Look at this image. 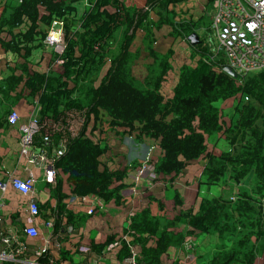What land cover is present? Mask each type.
Returning <instances> with one entry per match:
<instances>
[{
    "label": "trees",
    "instance_id": "obj_1",
    "mask_svg": "<svg viewBox=\"0 0 264 264\" xmlns=\"http://www.w3.org/2000/svg\"><path fill=\"white\" fill-rule=\"evenodd\" d=\"M179 1L146 0L144 7H134L122 0H94L80 12L74 1L17 0L12 4L0 0V45L6 53L14 55L17 63L0 90L5 94V89H15L23 82L29 94L36 97L40 117L33 142L40 145L45 136L58 144L65 141L67 150L57 159L56 167L67 176L72 194L110 193L119 202L126 171L110 169L104 163L108 147L96 134L104 122L112 128H125L137 139L157 142L160 156L157 160L152 154L149 157V162L155 165V181L176 177L191 161L202 158L205 184L220 182L230 167L234 170L232 179L240 184L254 170L257 191L264 194V129H257L256 123L264 115L259 109L246 105L237 121L241 120L240 127L253 131L254 143L244 144L239 153L233 137L227 134L230 150L214 152L208 147L210 137L224 129L216 102L245 94L264 109V69L236 78L223 70V64L212 68L203 40L192 45L188 39L198 21H175L172 7ZM152 13L159 19L150 27ZM55 21L62 25L63 50L49 55L42 53L39 61L33 63V53L44 46ZM163 25L172 28L174 38L183 37L200 59L194 67H181L169 96L161 88L172 67V50L160 58L152 45L155 42L152 29ZM121 28L119 50L110 54V43ZM141 29L146 31L147 49L158 71H148L146 78L138 82L132 73L130 46ZM44 62L47 69L35 67ZM55 64L59 67L57 72L53 70ZM204 79H210L212 84L204 86ZM77 113L85 119L80 131L72 135L69 127ZM151 201L157 203L160 212L165 210L162 202ZM174 201L177 206L183 204L177 189ZM255 202L253 196L240 191L235 205L233 200L222 196L203 197L196 209L181 210L173 217L154 214L150 205L145 207L131 221V230L141 241L144 254L137 263H161L168 248L181 246L187 236L215 234L222 243L204 264H256L255 245L247 249L248 237L233 243L231 248L224 245L228 233L235 230L230 220L235 215L254 212ZM263 205L259 202L261 208ZM180 223L185 224V232L177 229ZM252 234L264 253V216L255 220ZM124 247L129 255L127 243Z\"/></svg>",
    "mask_w": 264,
    "mask_h": 264
},
{
    "label": "crops",
    "instance_id": "obj_2",
    "mask_svg": "<svg viewBox=\"0 0 264 264\" xmlns=\"http://www.w3.org/2000/svg\"><path fill=\"white\" fill-rule=\"evenodd\" d=\"M122 1L135 7H144L146 4V0ZM207 1L180 0L173 7L181 17L200 19L205 16L203 7ZM76 6L80 12L85 9L84 4L81 7L79 4ZM168 34L169 31L167 30L162 37H167ZM159 40L157 37L155 47L157 46L156 49L158 50V43L161 42L159 50L161 53H165L175 43L171 37ZM38 51H40V55L42 53L49 55L51 52L40 49L36 50L33 56ZM14 63H16L14 55L6 53L0 45V86L6 83L4 79L10 75L13 69L11 66H14ZM137 64L141 66L134 70L137 73L141 70L143 76L146 77L148 74L147 66L143 62ZM16 72L19 73V70L17 69ZM4 88L5 86L2 89ZM5 91L3 94L0 90V177L8 179L10 175L26 177L33 174L35 197L40 212L37 217L39 236L36 239H29L22 234V228L27 223L29 197L15 191L10 186L4 193L0 192V215L2 216L0 249L4 247L1 241L2 235L16 232L19 239L27 241L32 248L44 245L48 240L49 250L43 259L52 261L54 264H95L98 262L101 264H129L130 251L127 255L128 252L124 247V244L127 243L126 239L137 249V262L144 257L141 241L135 237L131 230L132 217L136 213L150 205L154 214L164 213L166 217H173L181 210L197 208L201 200L199 191L206 180L202 172L204 166H202L197 178L195 177L197 173L191 174L189 178H186L187 175L185 176V169L196 162L193 160L176 177L168 176L166 179L149 181L145 174L143 178L137 180L138 169L150 156L149 154L153 155L154 160L160 156L157 142L150 138L137 139L135 134L129 133L125 128H112L105 122L101 129L96 131L102 144L108 147L103 155L104 163L110 169L126 171V176L122 181L124 186L119 191V202L110 193L92 195L93 197L85 203L77 200L72 202V198L77 195L71 193L67 176L64 173L58 172L55 181L48 182L44 175V164L41 162L30 163L28 155L22 153V139L26 134L30 120L40 117V105L36 97L29 94L23 82L19 87L10 90L5 89ZM12 109L19 113V120L16 125H11L7 120ZM81 126L82 115L77 113L69 127L71 134L76 135ZM219 140L218 138L216 141L212 140L213 145H216ZM43 146V143L39 145L33 142L30 151L37 153L44 148ZM57 146L58 143L53 142V140L50 145L46 146L47 154L50 157L54 155ZM211 150L217 151L215 146ZM167 188H175L179 191L183 200L182 205L177 206L174 197L168 199ZM187 190L193 193L189 197V204L185 201ZM151 198L157 202H162L165 210L160 212L157 203L152 202ZM89 207L94 210L92 214L88 213ZM47 222H52V226H47ZM177 229L185 232L186 226L184 223H180ZM191 239L195 241L192 248H185L184 244L170 246L161 256V262L182 264L185 258L190 263L194 262L195 255L187 256L186 253H192L197 249L198 242L195 236H187L183 243ZM102 244H104L103 247H100ZM81 246L90 247L91 253L85 254L79 251Z\"/></svg>",
    "mask_w": 264,
    "mask_h": 264
},
{
    "label": "rangeland",
    "instance_id": "obj_3",
    "mask_svg": "<svg viewBox=\"0 0 264 264\" xmlns=\"http://www.w3.org/2000/svg\"><path fill=\"white\" fill-rule=\"evenodd\" d=\"M67 1H74L75 4H79L80 7L84 4V8L87 9L90 6V2L94 0H67ZM9 3L16 4L17 0H8ZM204 5V4H203ZM135 7V6H134ZM173 9V15L174 18L176 19L175 21H189L191 22L192 19L197 22L193 32L196 33L199 36V39L203 40L204 46L207 47L208 50V56L211 60V65L212 68L217 69L219 67V58L213 54L212 46L208 43L209 42V37H210V18L209 16L206 15L202 18H184L179 16L175 10L174 7ZM204 9V7H203ZM204 11V10H203ZM1 12V10H0ZM164 14H166L164 12ZM159 17L152 13L150 15L149 19V26L153 27L155 21H158ZM121 28L118 33L116 34V39L112 40L110 43L111 47V52L110 54H115L119 50V45L121 41ZM152 29V28H151ZM169 31V34L167 37H171L172 39L175 40V43L171 45L168 50L165 53L159 52L161 48V42L158 43V50L156 49L155 45H157V37L161 40V38L166 39L167 37H162L166 31ZM154 37H155V42L152 44L153 47L155 48L156 52L158 53L159 57L164 58V54H167L170 52V49L172 50V55L170 57V61L172 64V69L169 70L168 77L166 76L165 80L162 83V92L167 96L173 93L174 87L176 86L178 82V77L180 73V69L183 65L187 66H196L198 64L199 56L194 53V51L188 46L187 41L183 37L179 38H174L172 35V28L169 27V25H163L161 28L155 30L152 29ZM146 31L144 29L138 30L135 38L130 46V63L132 67V73L135 77H139L138 82H142L146 77L143 76L141 73L142 71L140 70L139 73L134 70L135 68L141 66L138 65L137 63L143 62L144 65L147 66L146 70L147 71H158V67L156 62L153 61V59L150 57L149 52H148V41L147 39L145 40L146 37ZM190 34V35H191ZM159 40V41H160ZM64 48V42H63V29L61 23H55L50 27L49 30V35L47 40L44 43V46L41 48L42 50H48V51H57L61 52ZM164 49V48H163ZM40 51L36 52L32 58L33 63H36L40 59ZM207 58L206 56H203V59ZM46 62L42 63L41 65H35V67L39 70L47 69L45 68ZM218 66V67H217ZM13 69L17 67V63H14V66H11ZM144 67V66H143ZM58 66L55 65L53 67L54 72H57ZM146 71V74H147ZM136 72V73H135ZM19 74V73H18ZM145 74V75H146ZM212 84V81L210 79H204L203 80V85L206 87H209ZM78 93V92H77ZM76 93V94H77ZM82 97L84 96V92H81L80 94ZM248 105L249 107H255L256 109L260 110V114L264 115V109L261 108V106L258 104L253 99H249V97L245 94H238L237 96L231 97L227 100H220L215 103V106L220 108L221 115L223 118V123H224V129L220 134H215L211 136V140L209 139V148H215L217 149L216 152L220 151H228L231 149L230 143L228 141V137L226 136L227 134L229 137L237 144L236 145V151L241 152L243 149V145L247 144L249 141L251 143L255 142V139L253 137V131H249L246 128L240 127V122L237 123L239 117L241 116V112H245V107ZM242 119V118H241ZM264 116H262L260 119L257 120V129L263 130L264 129ZM240 127V128H239ZM218 141L216 145H213L212 140ZM196 162L190 164L186 169H185V176L186 178H189L191 174H196V178L199 176L200 171L202 166H204V159L199 158L194 160ZM203 172V171H202ZM234 175V170L232 167L229 168V171L225 176L221 179L220 182L217 184H214L212 186H208L207 184L203 183L201 186V189L199 191V197L200 199L202 197H214V196H219L221 195L222 197L229 198L233 200V205H235L236 201L238 200V194L240 191H246L249 195L253 196L256 199V202L254 204V212L249 213V215H235L233 219L230 220V225L233 223L235 224V230L232 232H229L227 235V238L224 241L225 248H231L233 243H237L241 239H245L248 237V246L252 247L256 250V255H257V262L256 264H262L264 262V253L259 249L260 242L253 236L254 228H255V220L257 218H260L264 216V194H260L257 191V178L254 170H251L249 174L241 181L240 184H237L232 178ZM176 193L175 188H167L166 194L168 199H173L174 195ZM196 193V192H194ZM193 193L191 191L187 190L186 196H185V201L186 203L189 202V197H191ZM259 202L263 205L262 208L259 206ZM193 204V203H191ZM232 208L230 212L233 210ZM198 234L195 235V238L198 242L197 249L192 252V253H186V255H195L196 259L194 262H189L187 258H185V261L182 262V264H204L206 261L211 257H213L214 253L219 249L220 244L222 243L220 238L215 235V234H210V235H203ZM250 237V238H249ZM194 244L195 241L191 239ZM210 241V242H209ZM212 241V242H211ZM189 242V241H188ZM204 244V245H203ZM190 252V251H189ZM203 255V256H200ZM232 264H243L241 262H234Z\"/></svg>",
    "mask_w": 264,
    "mask_h": 264
},
{
    "label": "built area",
    "instance_id": "obj_4",
    "mask_svg": "<svg viewBox=\"0 0 264 264\" xmlns=\"http://www.w3.org/2000/svg\"><path fill=\"white\" fill-rule=\"evenodd\" d=\"M204 12L210 18L209 44L212 52L219 58V65L229 66L236 74V78H244L264 69V0H208L204 5ZM55 23H58L55 21ZM82 116V124L84 122ZM7 120L11 125H16L19 120V113L12 109ZM39 119L30 120L26 129V134L22 139V153L28 155L30 163H43L44 175L48 182H54L59 170L56 161L67 150L65 141L59 143L53 156H49L46 146L52 140L45 136L43 147L37 153L30 151L33 144L34 135L39 129ZM151 155V154H149ZM150 157V156H149ZM149 157L139 167L137 180L146 174L147 180L155 181L157 173L153 162H149ZM34 176L29 174L26 177L10 175L8 179L0 177V192L4 193L10 186L15 191L29 197L27 202V223L22 228V234L29 239H36L39 236L37 217L39 215V205L35 197ZM93 196H74L72 202L77 200L81 203L88 202ZM94 212L89 207L88 213ZM0 222L2 216L0 215ZM51 227L52 222H47ZM3 248L0 249V264H54L52 261L43 259L49 250V241L44 245L32 248L27 241L19 239L16 232L2 235ZM130 255L129 264L137 263V249L126 239ZM194 242L190 240L184 243L185 248H192ZM79 251L85 254L91 253V248L81 246ZM95 264H101L100 262ZM158 264H170L161 262Z\"/></svg>",
    "mask_w": 264,
    "mask_h": 264
},
{
    "label": "water",
    "instance_id": "obj_5",
    "mask_svg": "<svg viewBox=\"0 0 264 264\" xmlns=\"http://www.w3.org/2000/svg\"><path fill=\"white\" fill-rule=\"evenodd\" d=\"M188 39L192 45H196L200 42L199 36L196 33L191 34ZM223 70L233 77L237 76V74L229 66H225Z\"/></svg>",
    "mask_w": 264,
    "mask_h": 264
}]
</instances>
